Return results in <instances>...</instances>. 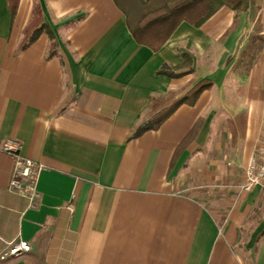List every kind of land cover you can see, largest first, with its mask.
I'll return each mask as SVG.
<instances>
[{
  "label": "crops",
  "instance_id": "1",
  "mask_svg": "<svg viewBox=\"0 0 264 264\" xmlns=\"http://www.w3.org/2000/svg\"><path fill=\"white\" fill-rule=\"evenodd\" d=\"M163 1L0 0V264H264V190L240 191L264 131V0L155 52L131 27ZM35 8L45 30L19 51ZM8 140L44 167L34 207L9 189Z\"/></svg>",
  "mask_w": 264,
  "mask_h": 264
},
{
  "label": "trees",
  "instance_id": "2",
  "mask_svg": "<svg viewBox=\"0 0 264 264\" xmlns=\"http://www.w3.org/2000/svg\"><path fill=\"white\" fill-rule=\"evenodd\" d=\"M19 0H11L13 7H16ZM255 0H178L173 7L168 9L156 10L142 16L138 25L135 28L131 27V33L137 43L148 46L153 51H159L171 38L177 28L187 22L193 26L199 27L211 16H213L221 7L228 6L232 10L247 12L254 9ZM45 30V25L42 21V15L39 9L35 8L31 17V22L24 32L23 39L19 46V51L26 49L34 43L42 32ZM56 45L51 42L50 56L57 53ZM186 58V63L190 64L191 60ZM180 69H176L178 72ZM161 75L169 77H180L184 74L175 73L168 68L163 67L160 71ZM204 83L197 85L190 94L193 101L204 89ZM186 100H181L176 103L172 109L166 111L171 113L177 107L185 104ZM154 117L151 120L140 125L133 133L131 139L139 138L149 130L158 129L162 123V119ZM196 130L185 140L176 151V158L187 148L191 140L195 137Z\"/></svg>",
  "mask_w": 264,
  "mask_h": 264
},
{
  "label": "built area",
  "instance_id": "3",
  "mask_svg": "<svg viewBox=\"0 0 264 264\" xmlns=\"http://www.w3.org/2000/svg\"><path fill=\"white\" fill-rule=\"evenodd\" d=\"M23 146L18 141L8 140L3 145V152L11 156L14 160V167L9 184L12 193L19 195L29 202L30 207H34L39 198L38 183L43 165L22 155ZM264 190V131L258 145L250 158L245 177L240 191L249 193L255 188ZM31 245L26 241L10 244L6 257H20L30 253Z\"/></svg>",
  "mask_w": 264,
  "mask_h": 264
},
{
  "label": "rangeland",
  "instance_id": "4",
  "mask_svg": "<svg viewBox=\"0 0 264 264\" xmlns=\"http://www.w3.org/2000/svg\"><path fill=\"white\" fill-rule=\"evenodd\" d=\"M178 0H164L162 4L158 8H146L145 10H142L141 14L146 15L147 13L156 11V10H162V9H168L173 7V5L177 2Z\"/></svg>",
  "mask_w": 264,
  "mask_h": 264
}]
</instances>
